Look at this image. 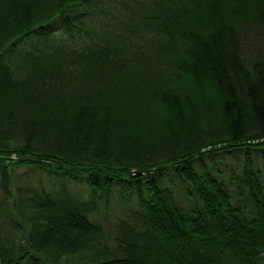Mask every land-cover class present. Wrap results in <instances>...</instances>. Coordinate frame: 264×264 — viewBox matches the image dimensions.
<instances>
[{
  "label": "trees",
  "instance_id": "16d2710c",
  "mask_svg": "<svg viewBox=\"0 0 264 264\" xmlns=\"http://www.w3.org/2000/svg\"><path fill=\"white\" fill-rule=\"evenodd\" d=\"M0 264H264V0H0Z\"/></svg>",
  "mask_w": 264,
  "mask_h": 264
},
{
  "label": "water",
  "instance_id": "95a60500",
  "mask_svg": "<svg viewBox=\"0 0 264 264\" xmlns=\"http://www.w3.org/2000/svg\"><path fill=\"white\" fill-rule=\"evenodd\" d=\"M150 170H147V172H149ZM142 173H144V171L142 170H138L135 173H132V175H141Z\"/></svg>",
  "mask_w": 264,
  "mask_h": 264
}]
</instances>
